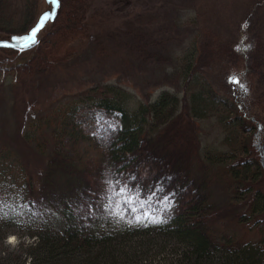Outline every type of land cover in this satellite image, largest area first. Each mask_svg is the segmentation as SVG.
I'll list each match as a JSON object with an SVG mask.
<instances>
[{
  "label": "trees",
  "instance_id": "trees-1",
  "mask_svg": "<svg viewBox=\"0 0 264 264\" xmlns=\"http://www.w3.org/2000/svg\"><path fill=\"white\" fill-rule=\"evenodd\" d=\"M80 1L61 0L55 20L47 30L44 28L46 31L43 29L45 36L34 47L23 51L0 48V73L11 74L15 83H20L25 74L32 76L55 62L61 63L64 57L55 60L48 54L53 55L67 39L72 41L73 36L86 33L83 18L74 11ZM10 7L11 0H0V33L5 36L27 31L38 13L34 4L28 3L22 24L17 26ZM205 56L202 53L200 57ZM190 68L197 69L189 65L187 70ZM230 77L239 83H231L228 77L229 83L240 86L241 75L233 73ZM203 84L202 93L212 100L211 105L215 102L217 110L238 130L245 133L256 128L248 124L254 120L247 119L245 107L235 98ZM114 90L109 85L105 93L110 96L86 100L88 106L103 112L99 118L89 117L100 122L95 129L88 132L84 123L78 122L69 147L54 141L37 145V150L47 155L39 183L20 162L8 178L7 171L0 173L10 185L0 186L6 188L0 192V200L7 205V219H0V234H5L6 241L11 228L22 224L28 235L36 237L28 246L27 259L11 251L6 256L8 264L13 257L14 264H116L114 253L120 243L151 233L187 245L185 264H264V239L259 243L235 239L234 230L240 226L264 232V185L258 178L264 174L262 141H253L261 157L254 149L250 151L246 142L240 147L241 155L223 150L201 153L193 91L191 103L164 91L154 101L135 100L137 103L127 94L130 99L120 104L116 96L122 93L115 94ZM77 109L75 105L68 115L72 123ZM186 125L192 131L189 137L183 134ZM178 130L182 131L180 136ZM81 145L93 153L84 156L79 151ZM73 146L77 147L74 152L69 150ZM105 178H118L127 184L124 195L132 197L131 205L112 195L113 186L107 188V197L103 195ZM215 180L216 185L225 181L229 187V198L223 205L212 199ZM165 196L173 207H168ZM107 200L112 201L109 207L114 215L96 207ZM88 204L93 205L91 214Z\"/></svg>",
  "mask_w": 264,
  "mask_h": 264
},
{
  "label": "rangeland",
  "instance_id": "rangeland-1",
  "mask_svg": "<svg viewBox=\"0 0 264 264\" xmlns=\"http://www.w3.org/2000/svg\"><path fill=\"white\" fill-rule=\"evenodd\" d=\"M28 3L38 10L35 19L49 8L45 0H11L15 25L22 24ZM74 8L83 18L86 33L67 39L53 55L48 54L55 60L64 57L61 63L32 76L25 74L20 83H15L11 74L0 73V173L7 171L8 178L20 162L39 183L47 155L38 151L37 145L54 141L66 148L78 122L84 123L88 132L100 125L89 117L99 118L103 112L88 106L86 100L110 96L105 93L109 85L115 94L122 93L116 96L120 104L130 97L131 101H154L164 91L191 103L193 91L201 153L223 150L241 155L240 147L246 142L250 151L254 149L261 157L253 145L260 139L264 154V0H82ZM44 30L38 40L44 38ZM0 37L6 36L0 33ZM189 65L197 69L187 70ZM233 73L241 75L240 86L227 81ZM203 83L235 98L245 107L247 119L253 118L248 124L256 128L245 133L238 130L202 93ZM75 105L73 125L69 116ZM185 129L184 137H189L192 131L188 125ZM180 132H176L178 136ZM69 150L74 152L77 147ZM79 151L86 157L93 153L83 145ZM263 177H258L262 185ZM0 186L10 185L0 178ZM212 189V199L223 205L229 198L228 184L222 181L216 185L215 180ZM234 230L235 239L256 243L264 239V232L240 226ZM10 231L6 241L5 234H0V264H8L6 256L11 251L26 258L28 246L36 239L22 224ZM9 237L15 239L10 242ZM185 250L187 245L176 238L138 234L120 243L114 257L116 264H185ZM14 261L15 257L12 264Z\"/></svg>",
  "mask_w": 264,
  "mask_h": 264
},
{
  "label": "snow or ice",
  "instance_id": "snow-or-ice-1",
  "mask_svg": "<svg viewBox=\"0 0 264 264\" xmlns=\"http://www.w3.org/2000/svg\"><path fill=\"white\" fill-rule=\"evenodd\" d=\"M59 0H52V3H57L58 4ZM51 15L50 12H45L43 14V16L40 18L41 21L46 20L49 16ZM43 27V23H37V25L35 27H33L29 32H27L24 35H16L13 36L11 39L18 41V42H23V48H27L30 47L33 43H36V34L38 33V31ZM229 80L233 83H239L238 79H236L235 77H229ZM110 127H114V125H110ZM109 186H113V190H112V195L116 196L117 199H123L125 201V203L131 205L132 202V197L131 196H125L124 194L128 191V186L126 183H124L122 180L118 179V178H114V179H108L105 178L104 180V190H103V195L105 197L108 196V191L107 188ZM153 195H155V193H153ZM170 195H174V194H170ZM164 200L166 202H168V207L171 208L173 207V205L171 204L170 200H169V196H165ZM112 201L111 200H107L105 203L103 204H99L96 207L97 208H104L106 210V213L108 215H114V213L110 210V205H111ZM7 205L3 202V200H0V219H7V213L4 212V208ZM88 213L91 214L93 211V205L88 204L86 205ZM141 207H143V205H141ZM131 210L133 212L136 211L135 207H132ZM144 215H149V213H144ZM138 219V217H137ZM18 222V221H17ZM15 239V237H9V241H13Z\"/></svg>",
  "mask_w": 264,
  "mask_h": 264
},
{
  "label": "water",
  "instance_id": "water-1",
  "mask_svg": "<svg viewBox=\"0 0 264 264\" xmlns=\"http://www.w3.org/2000/svg\"><path fill=\"white\" fill-rule=\"evenodd\" d=\"M46 3L49 5V8L42 11L41 13H39L37 19L35 20L34 24L25 32L23 33H12L10 34L9 36H6V37H0V48H9V49H15V50H19V51H23V50H27V49H30L32 47H34L37 42H38V35L39 33L46 27V25L49 23V22H52L55 20L57 14H58V11L60 9V6H61V1L59 0L58 4L57 3H52V0H45ZM45 12H50L51 15L44 21H41V17L43 16V14ZM37 23H43V27L38 31V33L36 34V43H33L30 47H27V48H23V42H18V41H15V40H12L11 38L13 36H16V35H24L26 34L27 32H29L33 27H35L37 25Z\"/></svg>",
  "mask_w": 264,
  "mask_h": 264
}]
</instances>
